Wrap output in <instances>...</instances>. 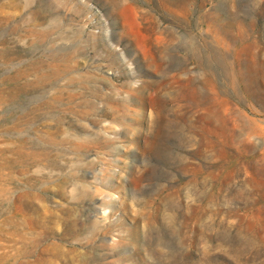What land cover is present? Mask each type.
Listing matches in <instances>:
<instances>
[{
    "label": "rangeland",
    "instance_id": "1",
    "mask_svg": "<svg viewBox=\"0 0 264 264\" xmlns=\"http://www.w3.org/2000/svg\"><path fill=\"white\" fill-rule=\"evenodd\" d=\"M0 264H264V0H0Z\"/></svg>",
    "mask_w": 264,
    "mask_h": 264
}]
</instances>
